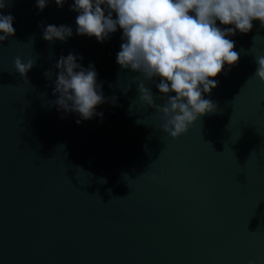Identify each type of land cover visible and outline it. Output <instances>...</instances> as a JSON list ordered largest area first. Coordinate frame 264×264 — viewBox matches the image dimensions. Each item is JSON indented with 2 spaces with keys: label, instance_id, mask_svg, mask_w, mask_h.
I'll use <instances>...</instances> for the list:
<instances>
[{
  "label": "water",
  "instance_id": "obj_1",
  "mask_svg": "<svg viewBox=\"0 0 264 264\" xmlns=\"http://www.w3.org/2000/svg\"><path fill=\"white\" fill-rule=\"evenodd\" d=\"M72 3L49 0L40 11L36 0H7L0 10L15 28L0 43V264H264L260 22L228 37L240 58L204 95L216 111L173 139L138 98L143 76L116 62L122 30L103 43L77 35ZM49 24L72 37L45 41ZM70 53L94 65L102 117L85 121L51 103L55 76L44 73ZM17 56L34 61L28 82ZM157 83L145 86L163 106Z\"/></svg>",
  "mask_w": 264,
  "mask_h": 264
},
{
  "label": "clouds",
  "instance_id": "obj_2",
  "mask_svg": "<svg viewBox=\"0 0 264 264\" xmlns=\"http://www.w3.org/2000/svg\"><path fill=\"white\" fill-rule=\"evenodd\" d=\"M48 2L36 0V5L43 11ZM65 2L55 0L58 8ZM6 3L0 0V10ZM69 10L78 13L75 23L79 36L103 43L117 28L122 30L116 62L143 76L138 82V98L154 109L162 121L160 129L173 139L186 134L200 117L216 111V104L204 95L218 86L215 78L224 66L231 69L240 58L234 50L235 41L228 37L237 32L248 34L253 21L264 28V0H73ZM217 21L226 27H218ZM13 23L11 14L0 15V43L15 35ZM70 37L69 26L49 24L43 28L42 38L47 42H64ZM78 59L83 58L72 53L62 55L55 64L58 72L44 73L49 81L55 76L53 95L57 99L51 103L85 121L96 115L102 117L103 113L95 109L106 100L102 85L97 84L95 67L90 64L84 68ZM255 64L254 78L264 83V55H257ZM33 66L32 59H14L15 71L26 82ZM155 78H159L156 88L165 98L163 106L156 104L151 89L145 86ZM137 123L141 124L139 120Z\"/></svg>",
  "mask_w": 264,
  "mask_h": 264
}]
</instances>
